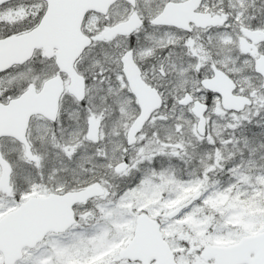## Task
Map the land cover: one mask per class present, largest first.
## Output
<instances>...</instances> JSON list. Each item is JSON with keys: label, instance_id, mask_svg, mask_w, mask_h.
<instances>
[{"label": "snow or ice", "instance_id": "snow-or-ice-1", "mask_svg": "<svg viewBox=\"0 0 264 264\" xmlns=\"http://www.w3.org/2000/svg\"><path fill=\"white\" fill-rule=\"evenodd\" d=\"M0 264H264V0H0Z\"/></svg>", "mask_w": 264, "mask_h": 264}]
</instances>
